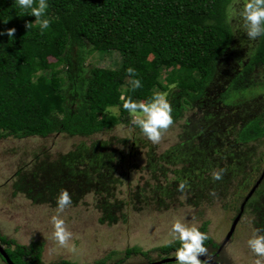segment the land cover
Listing matches in <instances>:
<instances>
[{
  "label": "trees",
  "instance_id": "16d2710c",
  "mask_svg": "<svg viewBox=\"0 0 264 264\" xmlns=\"http://www.w3.org/2000/svg\"><path fill=\"white\" fill-rule=\"evenodd\" d=\"M48 2L53 23L41 34L37 24L27 28L35 16L20 14L15 0H0V32L5 33L0 35V139L55 133L86 138L118 125L136 132L131 143L128 137L112 136L83 142L56 159L20 167L14 194L55 207L62 189L72 204L93 194L100 222L107 224L126 220L128 211L169 208L182 200L194 206L226 200L225 209L237 210V199H228L233 189L250 191L264 172V151L258 152L264 144V96L237 101L254 86L251 72L264 70V36L252 40L246 29L234 30L230 10L237 7L235 0ZM10 28L16 30L11 40ZM106 51L120 54L119 66L92 63L86 68L89 55ZM128 67L142 80L134 91ZM63 77L66 86L58 84ZM157 91L168 92L173 125L180 128L176 143L163 153L132 124L120 99L146 100ZM108 105L119 106V114L106 113ZM187 111L194 113L185 118ZM128 156L144 159V165L131 163L127 172ZM219 169H225L223 177L213 181L211 172ZM170 176L187 179L183 192ZM242 213L254 217L255 228L264 227V176ZM201 230L208 231L207 223ZM0 243L14 264H44L37 243L23 245L1 231ZM205 243L210 254L221 257L223 243L210 235ZM178 246L168 243L154 250L162 259ZM150 253L127 247L95 264H128L138 254L149 264ZM0 264H9L1 252ZM52 264L77 263L62 259Z\"/></svg>",
  "mask_w": 264,
  "mask_h": 264
},
{
  "label": "rangeland",
  "instance_id": "374dc122",
  "mask_svg": "<svg viewBox=\"0 0 264 264\" xmlns=\"http://www.w3.org/2000/svg\"><path fill=\"white\" fill-rule=\"evenodd\" d=\"M246 2L247 0H235L234 5L237 7L230 10V19L233 20L234 30L245 29L240 11ZM120 58V54L115 51L101 52V55L94 53L86 58L85 66L87 68L95 63L99 66L117 67L120 65ZM244 58L247 59V57ZM251 73V85L254 86L243 95L239 94L237 101L239 99L253 101L264 96L263 68L256 67L255 71ZM68 83L66 77L61 78L58 82L60 86H66ZM192 112L187 111L185 118L194 113ZM179 129L178 126L174 127L173 125L163 133L159 143H155L160 153L176 143ZM135 132V128L118 125L113 129L86 138L69 136L66 133H55L46 138L7 136L0 139L1 233L16 239L18 243L23 245L28 246L32 243L41 245L44 264H52L62 259L72 260L77 264H95L98 259L112 251H124L127 247L133 246H140L144 250L151 251L152 261L160 260L159 250L154 249L169 243L172 239L171 226L177 219L187 224H196L200 229L207 223V233L217 243H223L234 217L239 213L238 208L248 200L246 197L250 193L249 190L243 191L235 188L232 191L233 194L228 197L229 202L232 201L231 198L237 199V210L225 209L226 200L222 202L217 200L211 204L198 206L188 205L185 200H182V202H177L169 208L157 210L153 207H145L138 211H128L126 220H121L115 224L100 222L101 214L95 207V196L88 194L79 203L71 204L61 214L66 225L73 232V239L68 248L59 247L52 238L51 217L55 215V206L35 204L22 193L14 194L13 182L20 167L29 166L35 161H42L44 158L56 159L59 154L67 153L83 142L90 145L93 141L109 139L112 136L117 139L128 137L131 143ZM116 147H122V145L120 146L118 143ZM260 151H264V144L258 149V152ZM141 152L144 153L145 149L141 148ZM127 158L128 161L125 163V167H128L127 172H130L129 165L131 163L138 161L139 165H144L142 158L138 159L136 156H128ZM133 176H136L135 173ZM132 181L133 186L138 185L139 176L138 179L133 177ZM127 187L126 179L124 180V191ZM238 192L242 195L241 198L236 197ZM234 194H236L235 197ZM253 220L254 217L249 213L241 216L234 234L218 251L221 257H215L216 260L220 261L221 264L222 262L223 264H254L255 255L251 253L246 243L255 229ZM53 247L56 248V251L49 254L48 249ZM208 251L210 250H207V255H212ZM174 254L175 252H171L169 256H174ZM127 263L147 264L148 259L138 254L133 255Z\"/></svg>",
  "mask_w": 264,
  "mask_h": 264
},
{
  "label": "clouds",
  "instance_id": "9594fccd",
  "mask_svg": "<svg viewBox=\"0 0 264 264\" xmlns=\"http://www.w3.org/2000/svg\"><path fill=\"white\" fill-rule=\"evenodd\" d=\"M16 9L20 14L35 16L33 23H28L27 28L37 24L39 31L43 34L50 28L53 18L48 14V0H15ZM240 15L243 18L246 34L249 39L255 40L264 36V0H247L243 5ZM15 28L6 30V34L11 39L14 38ZM0 32V35H4ZM126 72L133 77L131 81L132 90L141 88L142 80L138 78L134 67H128ZM122 107L131 117L134 126L152 143H159L163 133L174 123L173 107L168 99L167 91L154 92L146 100L134 99L131 95L127 98L121 96ZM105 112L113 116L119 114V106L108 105ZM225 169L213 170L211 177L213 181L221 180ZM170 182L177 181V191L183 192L188 186L187 179H179L170 176ZM72 204V197L67 189H62L56 197L55 215L51 217L53 227L52 238L55 244L61 248L70 247L73 239V232L66 225L62 218V213ZM172 239L170 244L178 242L175 249L174 264H207L206 260H201V255L207 254L206 241L209 234L202 231L196 224H187L179 219L175 220L171 226ZM247 247L255 255L254 264H264V227H257L247 239ZM56 251V248L48 249L49 254Z\"/></svg>",
  "mask_w": 264,
  "mask_h": 264
},
{
  "label": "water",
  "instance_id": "95a60500",
  "mask_svg": "<svg viewBox=\"0 0 264 264\" xmlns=\"http://www.w3.org/2000/svg\"><path fill=\"white\" fill-rule=\"evenodd\" d=\"M263 176H264V172H263L261 178H262ZM261 178H260V179L257 181V183L252 187V189L250 190V193H249V194L247 195V197H246V200L249 199V198L253 195V193H254L256 187L259 185V183H260V181H261ZM244 205H245V202H244L243 205L241 206V212L238 213V215H237V216L235 217V219L232 221V224H231V226H230V229H229V231H228V233H227V235H226V237H225V239H224V241H223V244H222L221 248L226 244L227 241H229V239H230V238L232 237V235L234 234V232H235V230H236V226H237V224H238V222H239V220H240V218H241V216H242V211H243V209H244ZM221 248H220V249H221ZM0 252H1L2 255L6 258V260L8 261L9 264H14V263L11 261V259L9 258V256L7 255V253H6L5 249H4V246H3L1 243H0ZM199 258H200L202 261H203V260H206V261H207V264H221L220 261H218V260H216V259L214 258V256H209V255H207V254L201 255ZM173 261H174V256H167V257H164V258H162V259H160V260L152 261V262H150L149 264H162V263L173 262Z\"/></svg>",
  "mask_w": 264,
  "mask_h": 264
},
{
  "label": "flooded vegetation",
  "instance_id": "af4514ba",
  "mask_svg": "<svg viewBox=\"0 0 264 264\" xmlns=\"http://www.w3.org/2000/svg\"><path fill=\"white\" fill-rule=\"evenodd\" d=\"M209 256H214V258L216 257L215 255H209Z\"/></svg>",
  "mask_w": 264,
  "mask_h": 264
}]
</instances>
